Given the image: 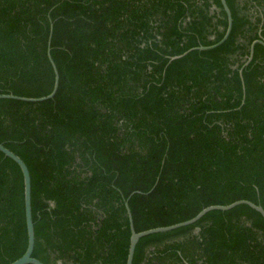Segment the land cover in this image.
Segmentation results:
<instances>
[{"label":"trees","instance_id":"trees-1","mask_svg":"<svg viewBox=\"0 0 264 264\" xmlns=\"http://www.w3.org/2000/svg\"><path fill=\"white\" fill-rule=\"evenodd\" d=\"M0 0V142L31 176L44 264H126L136 231L248 199L264 208V0ZM244 99V100H243ZM28 244L24 180L0 151V264ZM132 264H264L246 204L139 239Z\"/></svg>","mask_w":264,"mask_h":264},{"label":"water","instance_id":"water-1","mask_svg":"<svg viewBox=\"0 0 264 264\" xmlns=\"http://www.w3.org/2000/svg\"><path fill=\"white\" fill-rule=\"evenodd\" d=\"M221 3L223 5V8H224L226 14H227V21H228L227 28H226V31H225L223 37L219 41H217L216 43H214L212 45H208V46L200 45L197 47L190 48V49L186 50L185 52H183L179 55L172 56L170 58L171 61L185 56L186 54H188L192 50H209V49L216 48V47L220 46L229 37L231 30H232V24H233L232 13H231V10H230L226 0H221ZM52 30H53V25L51 24L50 35H49V39H48L47 55H48V58L52 64V67L54 70V75H55L54 85H53L52 91L49 94H47L45 96H41V97H26V96L15 95L13 93H1L0 98H12V99H18V100H23V101L40 102V101H44V100H47V99L54 97V95L58 89V85H59V73H58L57 67H56V65L52 59V56H51ZM256 44H261L264 46V38L261 35V31H259V37L257 39H255L254 41H252V43L250 45L249 55L247 56L246 61L244 62L243 66L240 69V75H241V79H242V83H243L244 94H245V86H244L242 71H243V68L245 66H247L251 62V60L253 59L254 48H255ZM0 151L3 152L6 156L13 159L19 165V167L21 168V171L23 173V180H24V202H25V216H26V225H27L28 244H27V248H26L24 254L9 264H44L41 260L32 256V253L34 250V244H35V233H34V222H33V217H32V208H31V176H30V171L28 169V166L24 162V160L18 154H16L15 152H13L9 148H7L2 142H0ZM135 192H132L127 198H125V206H126V210L128 213L130 228H131V236H130V243H129V247H128V255H127L126 264H132L135 248H136V245H137V243L141 237L147 236V235L153 234V233L166 232V231H170V230H173L176 228H180L183 226L193 224L209 211H212V210L226 211V210H230V209H232L235 206H238L240 204H246V205L250 206L251 208L255 209L256 211H258L264 217V208L262 205L256 204L253 201L248 200V199H239V200H236V201L229 203V204H226V205L214 204V205H209L207 207H204L194 217H192L188 220H185V221H181V222L174 223L171 225H166V226H158V227H154V228H149V229L142 230V231H136L134 229L132 214H131V210L129 207V199L131 198V196Z\"/></svg>","mask_w":264,"mask_h":264}]
</instances>
